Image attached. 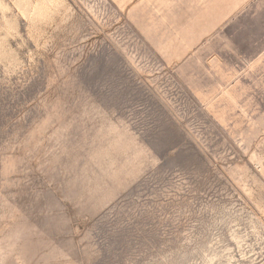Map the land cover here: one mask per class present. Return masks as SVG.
Listing matches in <instances>:
<instances>
[{"label": "rangeland", "instance_id": "1", "mask_svg": "<svg viewBox=\"0 0 264 264\" xmlns=\"http://www.w3.org/2000/svg\"><path fill=\"white\" fill-rule=\"evenodd\" d=\"M231 2L0 0V264H264V42Z\"/></svg>", "mask_w": 264, "mask_h": 264}, {"label": "crops", "instance_id": "2", "mask_svg": "<svg viewBox=\"0 0 264 264\" xmlns=\"http://www.w3.org/2000/svg\"><path fill=\"white\" fill-rule=\"evenodd\" d=\"M233 7H228L229 13L235 10H242V36L244 43L255 44L256 48L264 42V0H231ZM232 19H230L231 21ZM264 20V19H263ZM228 22V27L231 23ZM237 26V25H236ZM239 26V25H238Z\"/></svg>", "mask_w": 264, "mask_h": 264}]
</instances>
